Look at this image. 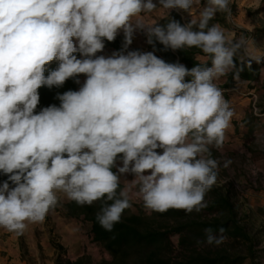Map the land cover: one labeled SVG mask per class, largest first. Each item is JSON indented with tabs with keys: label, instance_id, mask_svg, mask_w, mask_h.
Segmentation results:
<instances>
[{
	"label": "clouds",
	"instance_id": "obj_1",
	"mask_svg": "<svg viewBox=\"0 0 264 264\" xmlns=\"http://www.w3.org/2000/svg\"><path fill=\"white\" fill-rule=\"evenodd\" d=\"M194 3L199 0H158L169 11H189ZM157 6L153 0H0V173L8 176L0 184V228L19 234L43 221L58 192L79 205L105 196L114 201L97 214L106 231L131 207L130 193L150 212L207 207L204 197L219 168L210 146L223 147L233 116L214 80L236 66L241 49L251 56L249 66L261 57L252 55L249 38L234 41L219 24L209 26L217 12L230 14V0H207L199 18L184 25L146 24L141 14ZM121 29L125 49L139 29L149 44L155 38L172 50L199 48L211 66L188 69L153 52L97 56ZM54 59L58 68L45 76ZM80 74L87 79L78 91L35 113L40 87L62 86ZM126 174L134 178L117 193ZM218 232L205 229L204 242L224 243L225 229Z\"/></svg>",
	"mask_w": 264,
	"mask_h": 264
},
{
	"label": "rangeland",
	"instance_id": "obj_2",
	"mask_svg": "<svg viewBox=\"0 0 264 264\" xmlns=\"http://www.w3.org/2000/svg\"><path fill=\"white\" fill-rule=\"evenodd\" d=\"M230 9V14L217 12L215 17L218 19H215L214 24H219L221 27L224 25V30H228V36L234 41L242 36L250 39L252 43L249 48L252 55L261 57V72L259 80L253 84L247 82L242 84V81L237 80L234 81L235 85L232 89H226L225 86L229 73L214 82L222 91L224 99L229 102L233 116L228 130L234 132L231 131L232 133L226 136L221 149L210 146L211 157L219 161V168L216 184L204 197L207 207L199 212L193 210L180 221H176L168 217H154L144 208L143 202L132 196V193H130V203L133 213L144 212L153 228L165 230L191 221H210L214 216L208 208L215 194L213 190L227 194L239 209L241 222L249 228L257 243L255 257H248L243 264H264V0H230ZM238 23L246 24L247 29L243 30ZM234 59L249 62L251 56L241 49ZM225 161H231V163L225 167ZM133 178L132 174H126L120 177V182L125 188ZM136 190L134 188L132 192ZM65 200H68L67 196H64L62 200L59 197L58 204L45 216L46 223L52 225L54 216H61L66 222L77 223L79 230L86 238V243L81 250L84 252L83 258L86 264L111 261V254L93 240L91 223L82 218L67 217L64 208ZM54 240V243L58 244L57 236ZM173 243L175 255L185 254L192 249L200 251L208 248L227 249L231 252L241 251L248 254L246 245L228 238L219 246L208 245L200 238L189 239L185 247L180 244L179 236L176 235L173 237ZM60 253L65 259H69L65 249Z\"/></svg>",
	"mask_w": 264,
	"mask_h": 264
},
{
	"label": "trees",
	"instance_id": "obj_3",
	"mask_svg": "<svg viewBox=\"0 0 264 264\" xmlns=\"http://www.w3.org/2000/svg\"><path fill=\"white\" fill-rule=\"evenodd\" d=\"M207 2V0H203ZM171 19L178 21L184 25L181 17L173 12L169 19L162 20L159 25H166ZM217 20V19H216ZM215 19L212 21H216ZM220 21V20H218ZM210 26V25H209ZM151 44V48L156 52V56H161L162 59H174L167 63L185 64L188 69L196 65L211 66V57L206 64H200L195 60L197 54L203 53L199 48H187L172 50L165 48L158 41ZM124 37L115 38L111 41V45L118 51L124 49ZM78 59H81L79 52L74 53ZM235 60V67L229 73V83L227 87L234 84L236 78H241L247 81L259 80L261 68L260 62L252 61L244 62L239 59ZM59 66L58 60H53L45 66L44 75L47 76L50 71L57 69ZM191 77H185V81H190ZM79 76L67 79L62 86H42L38 89L39 103L34 110L39 113L43 108L56 105L60 106L61 101L58 98L67 91H78L80 88ZM158 152L162 150L157 149ZM119 161V160H118ZM117 161V162H118ZM116 169L114 168L113 171ZM8 180V176L0 173V184ZM123 189L120 182L117 193ZM215 194L212 196L211 203L208 208L214 215L207 222H193L180 224L170 229H155L153 228L147 216L142 213H133L132 207L125 209L122 213L121 220L116 223L112 231H106L101 227L97 220V214L101 212L102 207L112 204L114 201L107 200L105 196L101 200L95 201L92 205H79L75 201L64 204L66 215L70 219H83L91 223V233L93 240L101 244L112 256L111 261H104L100 264H243L248 257H255L256 241L253 238L252 232L244 225L239 217V209L235 205L232 198L224 193L213 190ZM154 217L170 218L180 221L189 213L184 210L169 209L166 212H151ZM212 228L214 233L219 235L220 228L225 229L223 235L233 241L241 242L247 246L248 254L241 251L231 252L227 249L208 248L205 250L192 249L185 254H174L173 237L178 235L180 244L185 246L189 239L200 238L205 241V229ZM55 248L62 252L63 246L55 244ZM56 264H86L85 258H79L75 261L65 259L59 254Z\"/></svg>",
	"mask_w": 264,
	"mask_h": 264
},
{
	"label": "crops",
	"instance_id": "obj_4",
	"mask_svg": "<svg viewBox=\"0 0 264 264\" xmlns=\"http://www.w3.org/2000/svg\"><path fill=\"white\" fill-rule=\"evenodd\" d=\"M153 2L157 3V8L150 13L141 14L146 24H159L162 20L169 19L173 12L177 13L181 17L182 21L187 24L191 19H198L200 11L207 4V2L199 0V3H194L189 11L182 9H172L169 11L159 6L158 0H153ZM135 19L136 18H133V22H135ZM214 19L218 18L215 17ZM212 24H214V21L211 20L209 25L211 26ZM238 25L243 30L247 29V26L244 23H238ZM222 28L224 29V25ZM225 33L228 35V30H225ZM120 37H124L122 29L116 36V38ZM147 40L148 37L145 31L138 29L134 33L132 43L127 47V49L124 48L123 51L120 52L111 45V42L105 39L104 49L96 55H102L107 58L112 56L113 53L120 52L126 55L129 51L153 52L156 55V52L151 48V44H149ZM73 42L78 46V41H76L75 38L73 39ZM83 58L84 57L81 56V59ZM159 58L162 59L161 56H159ZM163 60L165 62L174 61V59ZM195 60L203 65L210 60V56L205 53H199L195 56ZM176 61L181 64L179 59ZM228 73H230V71ZM78 76L81 88L87 77L85 74H80ZM237 80L242 81V84L245 82L253 84L255 82L243 80L241 78H236L234 81ZM215 81H217V79H215L214 82ZM228 83L229 79L226 81V89H232L235 85L234 83L231 87H227ZM228 129L226 130L225 136H229L230 133L234 132L233 130ZM57 195L58 197H61V200L64 196H66L63 192H58ZM70 201L71 200L68 199L65 200L64 203H68ZM79 229L80 228L77 223L66 222L61 216H54L52 225L46 223V217L41 222L28 223L26 229L19 234L0 228V264H56V260L59 254H61L60 251L55 248L54 237L56 236L59 238L58 244L63 246V248L67 251L69 259L75 261L83 257L84 252L81 250H83L82 248L86 243V238Z\"/></svg>",
	"mask_w": 264,
	"mask_h": 264
}]
</instances>
